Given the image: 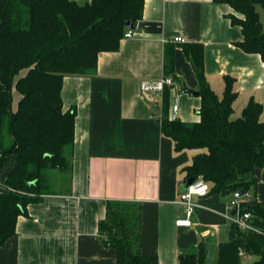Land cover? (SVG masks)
<instances>
[{"label": "crops", "instance_id": "1", "mask_svg": "<svg viewBox=\"0 0 264 264\" xmlns=\"http://www.w3.org/2000/svg\"><path fill=\"white\" fill-rule=\"evenodd\" d=\"M233 13L228 3L214 0H145L132 37H124L116 51L101 52L93 73L65 76L63 107L76 108L70 166L56 169L57 188L18 217L16 234L0 246V264H117V250L100 227L110 203L137 206L140 250L157 255L159 264H179L182 253L202 247L206 256L201 264L210 253L217 262L220 243L230 239L227 215L233 194L196 196L200 205L191 214L192 223L178 224L189 217L179 196L198 150L177 151L161 120L170 117L176 101L177 118L200 120L201 96L183 87H201L185 51L187 43L196 42L204 48L205 81L218 97L225 94L226 77L234 78L231 118L240 117L254 99L263 106L264 121V61L238 45L243 33L232 23ZM176 36L187 41L178 42ZM164 75L176 84L167 85L162 97L142 90L143 81ZM19 100L14 88L15 109ZM13 164L0 167V192L6 190L3 182ZM252 176L253 199L264 202V167L255 168Z\"/></svg>", "mask_w": 264, "mask_h": 264}, {"label": "trees", "instance_id": "2", "mask_svg": "<svg viewBox=\"0 0 264 264\" xmlns=\"http://www.w3.org/2000/svg\"><path fill=\"white\" fill-rule=\"evenodd\" d=\"M228 3L241 26L246 52L264 61V29L257 5L264 0H214ZM145 0H0V167L14 164L0 192V246L17 232L18 217L27 206L51 191L49 171L70 166L75 140L76 108L64 109L62 87L67 75H87L97 68L104 51L119 49L128 23L141 20ZM241 15V16H240ZM201 82L200 120L186 122L165 115L162 131L177 151L197 149L187 166V178L203 177L210 192L229 194L255 187L253 171L264 167L263 106L250 100L233 119L234 78L226 77V91L218 97L204 77L201 43L185 46ZM26 70L18 78L21 71ZM14 88L20 93L13 105ZM257 230L231 224L230 239L220 243L216 264H264V202L243 204ZM104 239L117 250V264H159L155 254L140 250L141 214L137 206L110 203L100 223ZM205 248L182 253L179 264H201Z\"/></svg>", "mask_w": 264, "mask_h": 264}, {"label": "built area", "instance_id": "3", "mask_svg": "<svg viewBox=\"0 0 264 264\" xmlns=\"http://www.w3.org/2000/svg\"><path fill=\"white\" fill-rule=\"evenodd\" d=\"M138 22L133 26L128 27L124 33V37H132ZM175 40L178 42H186L187 39L183 36H176ZM176 80L172 76H161L155 80H146L141 84V88L144 92H154L158 97H162L167 85H175ZM179 110L177 101L172 105V113L170 118L176 119ZM210 191V185L203 177L196 178L195 183L190 184L185 190L181 191L179 196V202L186 205L189 217L186 219H180L178 224L190 225L192 223L191 214L200 205L196 200V196H204ZM232 199L230 201L231 213L228 216L229 220L236 224L243 230H257V228L251 222L252 214L249 211L243 210V204L253 199V193L250 190L234 191ZM241 254H244L241 252Z\"/></svg>", "mask_w": 264, "mask_h": 264}, {"label": "rangeland", "instance_id": "4", "mask_svg": "<svg viewBox=\"0 0 264 264\" xmlns=\"http://www.w3.org/2000/svg\"><path fill=\"white\" fill-rule=\"evenodd\" d=\"M77 1H79L81 4H84V3H86L89 0H77ZM257 10H258V12L260 14V20H261V22L263 24V29H264V7L262 5H257ZM25 71L26 70L21 71L20 75L21 74H24ZM17 77H18V75H17ZM49 173H50L49 177H51V179H50V184H51L50 186H51V188L52 187L53 188H57L58 182L55 181L54 178H56V177L59 176V171L56 170V169H53V170H50ZM209 257H208L207 261L205 262V264H215L216 261H215V259L212 260V254L211 253L209 254ZM241 257H242L241 264H250L251 262H253L255 260V257L252 256V255L242 254Z\"/></svg>", "mask_w": 264, "mask_h": 264}, {"label": "water", "instance_id": "5", "mask_svg": "<svg viewBox=\"0 0 264 264\" xmlns=\"http://www.w3.org/2000/svg\"><path fill=\"white\" fill-rule=\"evenodd\" d=\"M130 26H133V24L132 23H128V27H130ZM183 87H184V89L187 92H190L191 94H194V95H199L200 94V91L199 90L191 89L185 83L183 84ZM195 181H196V178L195 177H189L186 180V182L184 183L182 191L185 190L190 184L195 183Z\"/></svg>", "mask_w": 264, "mask_h": 264}]
</instances>
